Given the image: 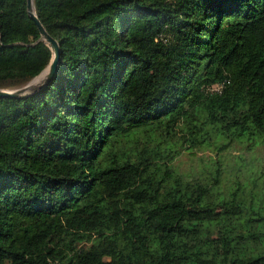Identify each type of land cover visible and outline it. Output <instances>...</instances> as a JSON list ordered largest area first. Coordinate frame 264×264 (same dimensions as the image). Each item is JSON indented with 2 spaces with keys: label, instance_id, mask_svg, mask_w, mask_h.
Returning a JSON list of instances; mask_svg holds the SVG:
<instances>
[{
  "label": "trees",
  "instance_id": "trees-1",
  "mask_svg": "<svg viewBox=\"0 0 264 264\" xmlns=\"http://www.w3.org/2000/svg\"><path fill=\"white\" fill-rule=\"evenodd\" d=\"M34 7L62 59L0 99V264H264V216L175 166L264 137V0ZM52 58L28 0H0V90Z\"/></svg>",
  "mask_w": 264,
  "mask_h": 264
},
{
  "label": "rangeland",
  "instance_id": "rangeland-1",
  "mask_svg": "<svg viewBox=\"0 0 264 264\" xmlns=\"http://www.w3.org/2000/svg\"><path fill=\"white\" fill-rule=\"evenodd\" d=\"M47 75L45 73L9 90L25 89L29 94L30 89L45 83ZM175 166L180 173L193 179L216 182L219 178L220 181L213 187L217 198L221 201L237 198L246 203L249 211L264 216V137L245 136L224 150L215 145L184 150L177 156ZM251 217L259 219L258 215Z\"/></svg>",
  "mask_w": 264,
  "mask_h": 264
},
{
  "label": "water",
  "instance_id": "water-1",
  "mask_svg": "<svg viewBox=\"0 0 264 264\" xmlns=\"http://www.w3.org/2000/svg\"><path fill=\"white\" fill-rule=\"evenodd\" d=\"M28 11H29V14H30L31 18L38 25L39 30L41 32V35H42L44 41L48 44V46L50 47V49L52 50V53H53V58L51 60L50 65L40 75V76H42L45 73H48L47 80L45 81V83L42 86H40L38 88H32V89H30V91L32 93V92H36V91H39V90L43 89L44 87L48 86L49 83L52 81V79L57 74V72H58V70L60 68V61L62 59V52H61V49H60L59 42L56 39H54L53 37H51L47 33V31L45 30V28L43 27V25L39 21L36 13H34L35 7L33 9V2H32V0H28ZM40 76H38V77H40ZM26 93L27 92L25 91V89H23V90H17V91L0 90V99L9 98V97L16 98V97H19V96H22V95H26Z\"/></svg>",
  "mask_w": 264,
  "mask_h": 264
},
{
  "label": "built area",
  "instance_id": "built-area-1",
  "mask_svg": "<svg viewBox=\"0 0 264 264\" xmlns=\"http://www.w3.org/2000/svg\"><path fill=\"white\" fill-rule=\"evenodd\" d=\"M223 88H224L223 85H219L216 88L212 89V91L220 92L223 90ZM55 264H61V263H55Z\"/></svg>",
  "mask_w": 264,
  "mask_h": 264
},
{
  "label": "bare ground",
  "instance_id": "bare-ground-1",
  "mask_svg": "<svg viewBox=\"0 0 264 264\" xmlns=\"http://www.w3.org/2000/svg\"><path fill=\"white\" fill-rule=\"evenodd\" d=\"M32 2H33V9H34V0H32ZM34 13H35V11H34Z\"/></svg>",
  "mask_w": 264,
  "mask_h": 264
}]
</instances>
